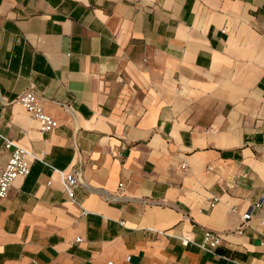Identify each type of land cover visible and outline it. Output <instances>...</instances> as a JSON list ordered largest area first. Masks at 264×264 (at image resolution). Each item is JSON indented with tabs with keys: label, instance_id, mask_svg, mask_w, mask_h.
<instances>
[{
	"label": "crops",
	"instance_id": "obj_1",
	"mask_svg": "<svg viewBox=\"0 0 264 264\" xmlns=\"http://www.w3.org/2000/svg\"><path fill=\"white\" fill-rule=\"evenodd\" d=\"M5 142L0 264H264V0H0Z\"/></svg>",
	"mask_w": 264,
	"mask_h": 264
},
{
	"label": "built area",
	"instance_id": "obj_2",
	"mask_svg": "<svg viewBox=\"0 0 264 264\" xmlns=\"http://www.w3.org/2000/svg\"><path fill=\"white\" fill-rule=\"evenodd\" d=\"M17 100L31 119L37 123L38 132L42 136L50 134L58 128L57 122L44 114L39 101L33 92L26 91L21 94ZM11 147V143H4L5 150L10 151V153L6 165L0 168V199H5L10 194L12 185L17 178H26L30 174L28 153L21 148L11 150ZM79 177L80 174L78 172L65 173L63 175V181L69 198L73 199L74 197V191L79 184ZM118 187L121 189L123 185L119 184ZM217 204L218 199L214 198L209 203V209H213ZM263 204L264 198H260L253 205H250L248 210L241 216L242 226L250 221L253 211L261 208ZM261 225L264 226V223H261ZM189 242L190 238L184 237L181 244L186 246ZM220 242L221 238L218 234L204 231L200 248L208 253H212L219 246Z\"/></svg>",
	"mask_w": 264,
	"mask_h": 264
}]
</instances>
